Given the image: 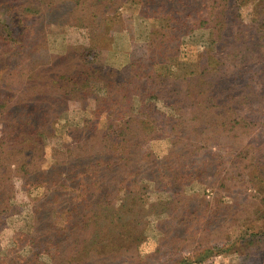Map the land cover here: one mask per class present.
Returning <instances> with one entry per match:
<instances>
[{
  "label": "rangeland",
  "instance_id": "rangeland-1",
  "mask_svg": "<svg viewBox=\"0 0 264 264\" xmlns=\"http://www.w3.org/2000/svg\"><path fill=\"white\" fill-rule=\"evenodd\" d=\"M82 1L0 0V141L9 144L11 126L22 121L51 133L40 136L37 149L27 145L32 135L3 148L19 161L31 155V171L19 174L8 205L0 206V260L15 234L32 231L38 261L48 264L53 259L42 251L51 253V245L69 251L74 241L83 264H264V42H255L264 34V0ZM213 11L218 19L230 11L233 19L218 29L207 17ZM95 31L105 42L99 60L119 71L115 82L90 84L111 102L110 110L100 104L98 118L93 110L100 102L58 77L75 66L81 48L92 43L87 33ZM215 34L226 39L221 52ZM132 63L149 68L124 70ZM149 108L154 114L145 118ZM124 122L140 134L128 153L117 134ZM144 127L152 129L144 134ZM127 138L133 141L128 131ZM126 153L124 167L116 168L121 161L112 167L117 192L110 205L86 203L85 182H48L49 172L78 162L77 155L85 163ZM12 160L6 159L9 169ZM124 171L137 175L131 188L117 184ZM77 194L84 203L73 215L60 212ZM39 200L47 201L42 214H52L50 220L34 222ZM18 249L20 261L35 251L23 243Z\"/></svg>",
  "mask_w": 264,
  "mask_h": 264
},
{
  "label": "trees",
  "instance_id": "trees-1",
  "mask_svg": "<svg viewBox=\"0 0 264 264\" xmlns=\"http://www.w3.org/2000/svg\"><path fill=\"white\" fill-rule=\"evenodd\" d=\"M77 1L78 2L76 3V5L78 4L80 5L81 3H82V6L84 5L85 1H82V0H77ZM215 1L218 2V0H215ZM213 3L216 4V2H213ZM97 6L99 7V3L97 4ZM69 12H74V11L70 10ZM211 14L207 17H209V20H211L212 22L219 24L218 29L220 28L221 24L226 23L230 19H233V15L230 13V11H225L224 13H221L220 19L216 17L215 11L211 12ZM77 18H78L77 20L79 24L80 23L83 24L82 21L85 19V17L79 16ZM104 20L105 18L102 19V21ZM262 20L264 22V19ZM202 22L203 21H197V24L199 23L202 24ZM206 22H207V18H206ZM219 34L220 33H218V35ZM87 35H88L87 37H89L92 40V43L90 44V46L88 48L82 47L81 48L82 50L78 54V58L74 61L75 66L73 67V65L71 64L70 67H68L67 69H64V72H59L58 77H59V80H61L62 83H65L66 85H68V87L73 88L76 92H81L82 95L80 96L85 97V98L89 96H93L92 101H95L96 103L100 102L93 110V112L96 113V117L98 118L101 113V111H98L99 108L104 107V106H100V104H104L105 105L104 108L107 110H110L108 109V105L111 104V102L109 101L110 99L107 96H104L103 98H99L97 95H94L92 91V87H90V84L96 81H101L104 83L105 80H106V83L115 82V79L119 76V71L107 67V65H105L102 61L99 60V56L97 55L102 49L100 48L102 43H105V42L104 40L102 39L100 40L97 38L98 32L95 31L94 33H87ZM218 35H216L219 41L217 42L218 43L217 52H221V48L223 51L227 46L225 43L226 39L224 40L223 37L218 36ZM255 42H256V47L258 46L261 47L260 45L264 42V34L262 36H258V38L255 39ZM87 45H89V43H87ZM79 59H81L82 61H80ZM145 68L147 69L149 68V66H147V64L145 63H139V64L132 63L128 65L124 70L135 72L137 70H143ZM82 88L86 89V91L82 90ZM190 91L191 90L187 91L186 94L179 99V101H186L189 97ZM151 96H154V94ZM172 99H173V103L176 104L177 103L176 96H173ZM203 102L205 103V101ZM153 111L154 110H150L149 108L146 112H144V117L145 118L151 117L154 114L152 113ZM5 120L6 119H4V121ZM8 122L9 120H7L6 123ZM110 122L111 120L107 119V123L109 124ZM23 123H25V125ZM120 126H121V129L119 130V133L117 134L122 140L121 150L124 152H127L131 146L138 148L136 145L137 136L140 135L138 132V129L136 127H134L133 129H130L129 125L127 124L126 126L125 122ZM152 127L150 128V131ZM11 129L12 130L10 131V133L13 134L15 138L11 139L10 143L16 142V141L20 143V142H23L22 141L23 139L24 141L27 142L26 140L27 137L29 135H32V138L30 140L31 142L27 143V145L29 146L34 145L36 149L39 147V143L41 142V137L46 135V133L48 135L51 134L48 131H43L42 128L38 125V123L35 125L34 123H29V125L27 126V123L24 121L13 124V126H11ZM142 130L145 132L144 134H147L148 132H150L149 128L144 127V129ZM127 131H128V134L133 135L132 142H131V139L129 138L130 145H129V139L127 138ZM104 140H105V147L108 143L107 145L108 150L112 149L111 147L112 141L110 140V136L108 134L107 136L105 135ZM10 143L8 144L6 140L4 142L0 141V164L4 166V167H1L3 168V171H1L0 169V171L2 172L0 175V206L4 208L5 206L8 205L10 196L13 194V191H11L12 184L15 182L16 179L20 180L19 174L24 173L27 169L31 171L29 166H27L29 163V159H30L29 156L31 155H25L24 157L22 156L20 157V161H19L18 159L14 158V156H17V155H15L13 151H8V152L3 151V148L9 147L11 145ZM178 145H179V141H175L173 144H171L170 146L171 149H169V153L166 156H164V159L161 161V165L167 163L171 159L169 154L173 150H175V148L178 147ZM31 152L32 151L30 150L29 153ZM127 153L124 157L118 158L117 160L112 159L111 157H109L107 160H104L102 159L101 156L92 157L88 161L86 158L87 163L86 162L84 163L82 157H79V155H77L76 157L77 159L81 158L79 159L78 162H76L75 159H73V161L70 163H68V161H64L62 163V166L56 167V169H53L51 172H49L51 175H50V181L48 182L51 184L52 187H58L57 185L63 186L65 185V183L67 185H70V183L71 184L74 183V185L81 186L80 182L81 181L85 182V186L82 185V188H83V195H85L83 200H85L86 203L88 204L94 203L96 205H110L111 204L110 200L114 199V197L116 196V192H117V191L113 192L116 186L113 185L114 180L112 179V175H111L112 167H114L116 163L121 161L123 163L117 166L116 168L122 169L125 163L128 162L129 160ZM54 154L56 156L59 155L60 154L59 150H55ZM140 156H143V155H140ZM6 159H13L12 161L16 162V163H12L14 165L12 169L11 168L9 169V166L11 165V163L6 161ZM26 160H27V163L25 162ZM80 160L84 164H81ZM105 168H107L108 172L110 173L105 172L104 174L103 170ZM164 169H166V167H164ZM129 175L133 177L128 178ZM28 177L29 175H25V176L22 175V178H24L25 181L27 182H29ZM136 180H137V175H133V172H130V171H127V173L124 171L121 173V176L117 181V184L118 185L123 184L125 187L131 188L136 183ZM157 181H159V179ZM33 182H37V177H35L34 180L30 181L29 184L30 183L32 184ZM23 185H24V182H23ZM57 191L60 192V195L62 194L59 188L57 189ZM60 195H57V196H60ZM73 198H74L73 206H69L67 210L60 211V212H63L64 214L69 213L73 215V212L76 211L75 206H78L84 203V202L78 201V198H79L78 194L74 196ZM44 203H47V201L39 200V201L34 202V205H35L34 222H38V220L40 221L42 216L48 218L49 220L50 218L53 217L52 214L50 215L42 214L43 206H45ZM63 203L64 202H62L61 204ZM61 204H56L55 207L57 208L67 207ZM74 217L76 216H73V218ZM36 236H37L36 233L32 231L18 232L17 234H15L12 237L14 246L9 247V249L5 253L4 257L0 260V262L3 264H48L47 261H44V262L38 261V255L40 254V250L39 248L35 250L36 243L39 241V239ZM21 243L31 245L33 247V250H35L33 251L34 253L30 254V257H32L30 261H27V260L20 261L21 257L18 258V256L16 255V253L19 252L18 248L21 246ZM51 246H50V250H52L51 253H49L50 251H47L44 249H43L44 251L42 252H45L48 255L50 254V258L53 259V264H71L73 260L76 261V264H83V259L80 260L81 251H80V245L78 244L77 241H74L69 251H62L61 253L59 251L57 252L55 248ZM55 246H57V243H55Z\"/></svg>",
  "mask_w": 264,
  "mask_h": 264
}]
</instances>
